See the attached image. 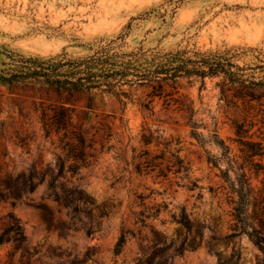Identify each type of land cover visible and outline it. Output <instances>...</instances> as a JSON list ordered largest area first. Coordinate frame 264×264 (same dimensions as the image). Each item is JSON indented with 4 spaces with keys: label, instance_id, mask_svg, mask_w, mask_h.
I'll return each instance as SVG.
<instances>
[{
    "label": "rangeland",
    "instance_id": "obj_1",
    "mask_svg": "<svg viewBox=\"0 0 264 264\" xmlns=\"http://www.w3.org/2000/svg\"><path fill=\"white\" fill-rule=\"evenodd\" d=\"M120 36L117 50L228 53L264 79V0H0V45L26 56L83 58ZM220 80L180 78L178 91L170 88L172 96L156 99L154 115L103 94L0 87V190L9 173L35 167L43 178L32 192L0 199V216L11 211L25 227L30 264H136L139 257H151L150 264H260L262 252L235 226L231 199L237 195L221 169L236 180L244 166L264 201V98L253 107L241 100L227 105ZM60 105L71 115L70 128L85 129L88 142L94 140L90 164L79 175H58L64 154L59 135L48 133L41 119L43 110L51 113ZM190 117L201 124L205 143L192 136ZM244 118L247 132L240 137L237 124ZM149 130L181 148L190 179L168 171L166 163L149 169L146 160L165 150L144 144L142 134ZM215 130L234 161L223 156ZM240 139L261 144L250 149ZM209 158L218 159V167ZM189 180L199 187L189 189ZM71 183L82 186L94 204L75 212L56 200L61 186ZM183 207L191 231L176 221ZM124 232L127 242L116 255ZM192 241L194 248L177 251ZM10 249L0 246V264H7Z\"/></svg>",
    "mask_w": 264,
    "mask_h": 264
},
{
    "label": "trees",
    "instance_id": "obj_2",
    "mask_svg": "<svg viewBox=\"0 0 264 264\" xmlns=\"http://www.w3.org/2000/svg\"><path fill=\"white\" fill-rule=\"evenodd\" d=\"M118 37L111 40L105 46L93 54L83 58H71L67 54L50 56H26L0 45V87L8 89L39 86L51 88L59 94L66 93L73 96L76 93L84 92L88 95L103 94L115 97L123 106L128 103H137L142 110L150 115L155 114V101L174 94L178 91V80L182 77H199L205 80L206 77H220L218 83L222 99L227 105H238V101L253 107V102H260L264 98V79L257 80L254 74L247 72L248 68L234 63L228 53L223 52H189L187 50H175L159 52L154 50L124 51L117 50L122 43H118ZM172 90H169V89ZM141 93L139 94V91ZM167 101V100H166ZM51 113L43 110L42 121L48 133L55 132L59 135L63 155L58 157V175L64 177V173L79 175L81 170L87 167L89 157H92L90 150L93 149L94 140L88 142L85 129L70 128L71 115L63 105L51 109ZM191 134L200 143H205V137L198 131L201 124L190 117ZM247 118L242 124H237V135L243 136L246 133L244 126ZM158 130L142 134V141L145 145H164L165 150L161 154L151 156L145 164L150 170L166 163L168 171L183 174V177L190 179L191 166L181 157V148L173 147V141L163 142V136ZM214 140L224 148L223 156L229 161H234L228 156L229 146L220 140L218 133L214 131ZM219 139V140H218ZM241 142L244 140L240 139ZM176 144H179L177 141ZM250 149L260 147L259 142H244ZM166 152H169L171 160H168ZM256 154V153H255ZM254 154V155H255ZM155 159H161L155 163ZM172 162V163H171ZM209 162L218 167V159L209 158ZM165 168L160 169L163 174ZM137 169L141 170L140 166ZM240 173H237L236 180H232L229 170L221 169L223 178L228 181L231 192L237 195V199H231L233 205V216L238 233H247L254 244L258 246L263 257L260 264H264V201H259L261 194L255 192L250 177L240 166ZM167 176V174H165ZM42 174L35 167L27 172H20L16 175L7 174L2 178L0 199L7 200L9 194L20 197L21 192H32L42 181ZM189 189L198 188V184L189 180ZM67 186L63 184L62 194L56 193V200L63 205L71 207L77 212L81 204H94L93 199L80 185ZM15 191V192H14ZM15 205V202H12ZM176 221L187 231L193 228V222L187 208L183 207ZM133 236V232L128 231ZM27 234L21 220L13 213L8 212L0 216V246L11 245L8 253L7 264H15L14 259L17 252L21 251L20 264H30L28 261V250L26 247ZM127 242V232L121 234L116 243L114 253L120 254ZM194 241L189 244H181L177 248L182 253L186 247L194 248ZM151 257H139L136 264H150Z\"/></svg>",
    "mask_w": 264,
    "mask_h": 264
}]
</instances>
